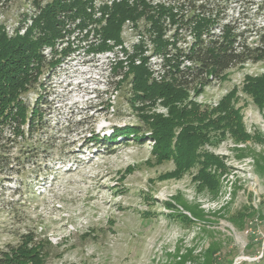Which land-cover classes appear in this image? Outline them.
<instances>
[{"label":"rangeland","instance_id":"rangeland-1","mask_svg":"<svg viewBox=\"0 0 264 264\" xmlns=\"http://www.w3.org/2000/svg\"><path fill=\"white\" fill-rule=\"evenodd\" d=\"M23 1L12 0L6 18H16ZM216 3L221 21L234 22L239 32H264V0ZM255 33L243 37L253 46ZM84 50L56 69L46 66L45 89L23 95L28 105L38 95L46 98V128L3 143L19 172L0 175V247L35 233L45 244V264H264V106L245 90L248 78L264 76V62L238 66L187 92L184 104L209 112L235 92L232 104L250 137L212 134L200 161L210 155L220 165L204 180L201 165L180 171L173 161L159 162L150 139L104 140L115 128L139 125L128 103L133 63L111 71ZM154 108L148 112L167 117L165 106ZM23 144L47 151L23 168L15 164ZM167 203L176 205L173 214ZM240 216H247L243 228L235 223Z\"/></svg>","mask_w":264,"mask_h":264},{"label":"trees","instance_id":"trees-1","mask_svg":"<svg viewBox=\"0 0 264 264\" xmlns=\"http://www.w3.org/2000/svg\"><path fill=\"white\" fill-rule=\"evenodd\" d=\"M207 1L214 4V11L217 10L218 0ZM230 1L221 0L226 5ZM87 6V3L81 0H53L42 8L33 28L24 36L17 35L9 38L3 27L0 28V175H13L14 172H19L17 171L19 169L14 168L13 159L8 155L10 147L7 149L3 143L11 144L17 142L18 138L25 140L30 132L34 136L35 133L46 128L45 108L48 106L46 98L43 94L38 95L36 101L28 105L23 95L31 90L35 92L38 89L44 90L45 81L42 82V76L45 73V67L49 66L53 70L61 63V60L47 62L43 53L44 48L53 46L60 36L62 25L60 14L77 9L76 16L84 18L81 24L84 28L91 21L86 11ZM147 10L150 12V7ZM213 10L210 11L212 16ZM138 14L135 8L125 5L115 6L107 26L102 29L104 42L109 39L118 41L124 20L135 19L134 16ZM157 14H149L148 17L153 21L154 29L158 33L156 39L158 50L164 51L168 47V42L163 39L165 29L161 20L167 15H172L173 22L174 18L169 8L162 7ZM212 16L194 19L193 33L196 40L191 52L187 55L196 64L194 71H181L178 63H171L179 53L168 60L175 71H172L170 77L161 83L151 81L150 73L145 66L131 65L129 71L133 75L130 82L132 97L128 103L136 110L139 125L123 129L115 128V135L104 139L106 142L112 144L118 137L126 139L131 137L137 141L150 139L154 142L152 153L159 162L173 161L177 170L180 171H188L201 165L200 177L205 180L207 177L213 179L211 168L220 165L218 159L210 155L205 156L206 161H200L199 150L206 142H211V139L217 136L223 138L227 134L236 141H246L250 138L239 111L232 104L235 92L225 97L211 112L201 111L195 103L184 104L188 91L201 90L213 81H221L228 71L238 66L264 62V32L257 35V32L249 31L247 27L239 32L238 26L230 21L224 25L223 34L217 36L211 31L218 23V16L216 18ZM249 32L257 36L254 46L247 42L248 38H243ZM204 35L209 38L207 41L203 39ZM92 49L95 50V48ZM107 49L105 44L99 47L100 51ZM69 52L71 50L65 51L64 55ZM126 77L127 75L122 82ZM245 90L252 96L255 103L264 106V76L248 78ZM159 104L168 109L167 117L148 112V109L154 110V107ZM26 126L28 131L23 129ZM94 139L97 140V137ZM29 148L30 151H28ZM44 148H46L44 145L23 144L20 149L21 157L15 164L25 168L31 163L30 160L33 162L34 159L39 158L40 151H47ZM31 150L35 155H30ZM175 206L173 203H167L165 208L173 214ZM190 213L194 217L193 213ZM177 216L181 217L183 222H192L186 215ZM239 218L241 221H235V223L243 228L247 216ZM260 219L263 223L264 219ZM44 245L43 242L38 241L35 233L22 235L16 245L0 247V264H45ZM210 256H212L211 252L207 257Z\"/></svg>","mask_w":264,"mask_h":264},{"label":"built area","instance_id":"built-area-1","mask_svg":"<svg viewBox=\"0 0 264 264\" xmlns=\"http://www.w3.org/2000/svg\"><path fill=\"white\" fill-rule=\"evenodd\" d=\"M11 1H0V28L3 27L9 38H14L17 35L24 36L33 28L42 8L53 0H24L16 18H6L3 11L11 8L8 6ZM81 2L88 5L86 11L91 21L87 26L81 27L84 18L76 16L77 9L69 13H61L60 36L53 46L44 48L43 53L47 60L48 58L50 61L61 60L58 67L71 59V55L79 52L80 49H85V52L93 56L92 59L96 58L98 64L107 66L111 71L118 63L126 66L131 62L136 66L143 65L149 71L151 81L157 83L168 79L172 71H175L168 60L172 59L176 53L179 55L176 59L173 58L171 63H178L181 71L190 70L191 72L196 68L195 62L187 55L191 52L196 40L193 33L194 19L212 16L211 9L208 8L205 0H81ZM119 5L135 8L139 17L124 20L119 41L114 39L105 41L109 49L100 51L99 47L104 43L102 29L107 26L114 7ZM149 7L150 12L147 10ZM162 7L171 9L174 18L173 22L172 15H167L161 20L165 29L163 39L168 42V47L164 51L158 50L156 43L158 33L154 29L153 21L148 17L149 14L158 15ZM213 13V18L218 16V23L211 32L221 36L224 25L228 21H221L222 12L215 10ZM183 35L184 38L181 41L180 38ZM203 39L207 41L209 38L204 35ZM68 50L71 52L64 55V52Z\"/></svg>","mask_w":264,"mask_h":264}]
</instances>
